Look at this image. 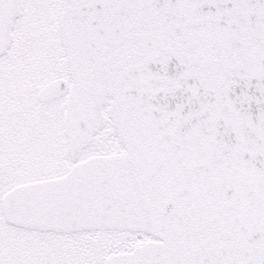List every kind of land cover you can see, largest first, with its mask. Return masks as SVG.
<instances>
[{"label":"snow or ice","instance_id":"6c2138e0","mask_svg":"<svg viewBox=\"0 0 264 264\" xmlns=\"http://www.w3.org/2000/svg\"><path fill=\"white\" fill-rule=\"evenodd\" d=\"M0 264H264V0H0Z\"/></svg>","mask_w":264,"mask_h":264}]
</instances>
